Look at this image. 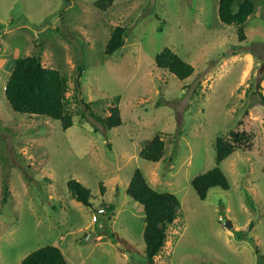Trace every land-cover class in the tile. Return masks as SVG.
I'll use <instances>...</instances> for the list:
<instances>
[{"label":"rangeland","instance_id":"obj_1","mask_svg":"<svg viewBox=\"0 0 264 264\" xmlns=\"http://www.w3.org/2000/svg\"><path fill=\"white\" fill-rule=\"evenodd\" d=\"M97 1L0 0V264L46 245L69 264H147L145 211L127 193L138 169L181 200L157 264H259L264 0L244 25L223 23L219 0H115L107 10ZM118 26L126 44L108 55ZM166 48L194 66L189 78L158 67ZM31 55L68 78L72 127L8 102L16 62ZM116 105L123 124L109 130L99 117ZM233 130L243 141L220 165L231 188L202 200L192 181L217 166V139L232 140ZM156 136L166 144L159 162L141 156ZM71 180L90 190L91 206L74 198Z\"/></svg>","mask_w":264,"mask_h":264},{"label":"trees","instance_id":"obj_2","mask_svg":"<svg viewBox=\"0 0 264 264\" xmlns=\"http://www.w3.org/2000/svg\"><path fill=\"white\" fill-rule=\"evenodd\" d=\"M114 2L115 0H98L96 5L101 10H107ZM255 11L254 0H219L220 19L228 25H244ZM127 37V27H116L107 44L106 53L112 55L123 48ZM239 37L241 42L246 39L243 27L239 31ZM156 63L159 68L170 71L181 80L189 78L195 71L191 63L184 60L171 48H166L158 54ZM79 70L83 72L81 66ZM5 92L8 102L16 112L42 115L59 120L64 129H68L74 124L67 95L69 92L68 78L60 70L45 66L39 55L18 59ZM99 118L109 130L123 124L119 105L111 108V114L108 117ZM243 134L233 130L230 134L232 140L222 136L217 139V166L195 177L192 181L202 200L208 197L209 191L214 187H221L224 190L231 188V182L220 165L239 148V144L243 141ZM165 150V141L160 136H156L146 143L141 150V156L149 161L159 162L163 159ZM69 189L74 198L87 206H91L90 190L81 182L69 181ZM127 193L144 208L146 221L143 232L146 243L145 258L147 264H157L155 258L167 242L169 227L179 216L181 200L175 193L162 192L153 188L140 169L134 173ZM114 208L113 205H110L108 211L111 212ZM250 240L253 241V239ZM257 253L259 252L257 251ZM260 257L264 259L263 256ZM261 258L259 264H264ZM20 264H69V262L60 247L46 245L30 253Z\"/></svg>","mask_w":264,"mask_h":264},{"label":"water","instance_id":"obj_3","mask_svg":"<svg viewBox=\"0 0 264 264\" xmlns=\"http://www.w3.org/2000/svg\"><path fill=\"white\" fill-rule=\"evenodd\" d=\"M227 226H233V223L231 221H229V222H227ZM95 236H97L96 233L91 234L90 236H88V240L87 241H90V239H92Z\"/></svg>","mask_w":264,"mask_h":264},{"label":"built area","instance_id":"obj_4","mask_svg":"<svg viewBox=\"0 0 264 264\" xmlns=\"http://www.w3.org/2000/svg\"><path fill=\"white\" fill-rule=\"evenodd\" d=\"M98 213L99 214L105 213V210L104 209H99ZM94 221H98V216L97 215H94Z\"/></svg>","mask_w":264,"mask_h":264}]
</instances>
